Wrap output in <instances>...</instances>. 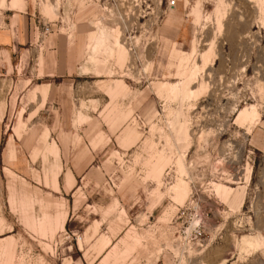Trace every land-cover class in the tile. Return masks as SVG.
I'll return each instance as SVG.
<instances>
[{
    "label": "rangeland",
    "instance_id": "1",
    "mask_svg": "<svg viewBox=\"0 0 264 264\" xmlns=\"http://www.w3.org/2000/svg\"><path fill=\"white\" fill-rule=\"evenodd\" d=\"M169 1L0 0V264H264V0Z\"/></svg>",
    "mask_w": 264,
    "mask_h": 264
},
{
    "label": "crops",
    "instance_id": "2",
    "mask_svg": "<svg viewBox=\"0 0 264 264\" xmlns=\"http://www.w3.org/2000/svg\"><path fill=\"white\" fill-rule=\"evenodd\" d=\"M2 35L0 34V39H2ZM17 49L18 50H20L13 42H12V40H7L6 42H2V41H0V51L1 52H3V53H6V55L9 57V60H10V67H11V69H12V73H14L15 72V70H17V65H14V63H13V61H12V59H13V56L15 55V52L17 51ZM22 55V54H21ZM21 55H20V57H19V59H20V61H21ZM23 56V55H22ZM21 63V62H20ZM5 75L7 76V70H8V66L6 65L5 67ZM17 79V81H19L20 82V80L22 81V82H26V81H31V82H33V80H35V79H32V78H30V77H0V85L2 86L5 82L6 83H10V82H12L13 81V79ZM42 78H39V77H37L36 78V80H41ZM32 85V84H31ZM0 86V87H1ZM43 86H45L44 84H40V83H38L37 85H36V88H37V90H40V88H43ZM27 89H29V86H27ZM1 90V89H0ZM33 90H35V88L33 89ZM1 92V96L2 97H4L5 96V94H3L2 93V91H0ZM24 92V91H23ZM6 96H8V94H6ZM5 96V97H6Z\"/></svg>",
    "mask_w": 264,
    "mask_h": 264
},
{
    "label": "built area",
    "instance_id": "3",
    "mask_svg": "<svg viewBox=\"0 0 264 264\" xmlns=\"http://www.w3.org/2000/svg\"><path fill=\"white\" fill-rule=\"evenodd\" d=\"M175 5H176V1L175 0L169 1V6L174 7Z\"/></svg>",
    "mask_w": 264,
    "mask_h": 264
},
{
    "label": "bare ground",
    "instance_id": "4",
    "mask_svg": "<svg viewBox=\"0 0 264 264\" xmlns=\"http://www.w3.org/2000/svg\"><path fill=\"white\" fill-rule=\"evenodd\" d=\"M87 73V72H86Z\"/></svg>",
    "mask_w": 264,
    "mask_h": 264
}]
</instances>
